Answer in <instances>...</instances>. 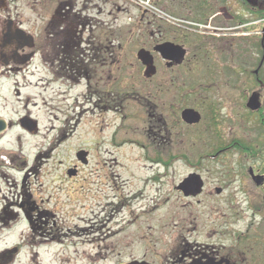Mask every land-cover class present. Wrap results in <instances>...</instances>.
I'll return each instance as SVG.
<instances>
[{
    "label": "rangeland",
    "instance_id": "1",
    "mask_svg": "<svg viewBox=\"0 0 264 264\" xmlns=\"http://www.w3.org/2000/svg\"><path fill=\"white\" fill-rule=\"evenodd\" d=\"M118 10L101 16L96 26L104 40L120 44V64L132 72L131 83L127 79L117 86L118 95L98 97L83 80L77 84L49 75L37 68V61L25 79L9 78L0 86V117L11 124L0 140V155L6 156L0 173L7 181H1L2 198L13 202L27 176L31 201L48 209L53 215L49 222L55 224L48 231L39 223L50 234L39 237L15 210L18 217L0 232V251L15 249L6 264H169L182 240L211 234L215 241L224 231L231 232L235 245L249 225L248 207L256 205L258 192L244 186V170L255 166L260 148L252 146L259 134L254 119L244 120L240 86L229 80L240 76L228 74L223 54L214 53L185 66L180 84L179 75L173 84L144 83L134 56L142 44L137 30L150 12L179 21V5H121ZM20 13L32 16L25 8ZM53 80L57 86H50ZM59 93H67L68 99L51 103ZM185 108L200 112L198 127L180 121ZM24 118L36 124L37 134L20 127ZM19 150L23 158L16 160L12 153ZM81 151L89 154L87 166L76 161ZM10 164L18 169L6 168ZM74 165L78 174L68 178ZM190 174L205 183L197 199L176 191ZM143 187L147 189L139 193ZM217 188L223 190L219 196ZM244 193L252 194L251 199ZM139 194L138 203L131 205Z\"/></svg>",
    "mask_w": 264,
    "mask_h": 264
},
{
    "label": "flooded vegetation",
    "instance_id": "2",
    "mask_svg": "<svg viewBox=\"0 0 264 264\" xmlns=\"http://www.w3.org/2000/svg\"><path fill=\"white\" fill-rule=\"evenodd\" d=\"M144 4L161 7L179 5V21L170 16L167 19L159 18L152 12L146 15L145 25L137 30L142 44L134 55L142 69V72L138 71L142 75V81L164 86L173 84L176 80L174 75H179L180 84L185 66L204 61L205 57L206 60L210 59L211 54L222 53L230 65H227L228 74L233 76V73H238L240 76L229 80L237 83L242 91L243 107L247 113L244 120L248 123L250 118L254 119L255 129L259 134L258 142H253L256 145H252L260 148L259 156L255 159V166L245 168L243 178L244 186H250L258 192L256 205L248 207L252 217L249 225L240 231L237 243L232 245L231 232L224 231L215 241L211 234L206 237L198 236L193 242L182 240L170 255L169 264H264V0H0V24L12 22L26 36L32 38V48L25 46L20 49L16 62L8 61L0 65V86L9 78L20 76L25 79L31 64L37 61V68L47 71L49 75L77 84L79 79L83 80L87 90L91 87L93 94L98 97L103 94L118 95L117 86L127 79L131 83L132 72L130 75L125 71L126 67L120 64V44L115 45V39L104 40L103 33L96 26L104 14L111 17L114 9L119 11L118 6ZM24 8L30 11L31 17H22L20 12ZM167 43L184 50L181 64L165 61L154 51L156 47ZM141 50L149 53L152 58L155 74L151 78L144 77L145 67L137 59ZM233 67L240 70V73ZM160 68H164L163 71ZM126 75L130 77L126 78ZM16 92L18 95V91ZM179 92L182 94V89ZM180 94L179 100H182L183 95ZM198 94L194 92L191 95L201 98ZM252 96L256 98V110L253 111L247 107ZM192 110L200 116V121L195 125H187L181 120V112L179 115L180 121L188 128L198 127L202 121L200 112ZM0 119L7 125L6 131L0 135L1 140L11 124L1 117ZM25 119L30 118L20 120V127L28 135L37 134L38 132L32 134L22 127L21 122ZM224 151L225 149L220 150L215 156ZM81 152L86 156L80 162L76 154V161L87 166L90 161L89 154L87 151ZM3 159L6 161V156L3 158L0 155V162ZM6 168L18 169L11 164ZM78 170V166L74 165V174L69 176L68 171L67 177L77 176ZM251 173L258 178L256 182ZM26 179L27 176L21 184L22 192L15 195L13 202L9 203L5 195L2 198L1 181H7L5 175L0 173V232L15 221L19 214L14 212L18 210L28 228L34 233L38 231L39 237L46 238L50 234L43 227L48 231L52 229L55 224L49 222V219L53 215L48 209L40 210L31 201V196L26 191ZM202 182L204 189L205 183L203 180ZM203 189L196 197H183L197 199L202 195ZM216 190L220 193L217 194ZM216 190L214 193L217 196L223 191L220 188ZM245 195L248 199L252 197L249 193ZM257 217L260 218L259 222L256 221ZM41 230L43 231L40 233ZM14 251L15 249L0 251V264L12 260L11 254Z\"/></svg>",
    "mask_w": 264,
    "mask_h": 264
},
{
    "label": "water",
    "instance_id": "3",
    "mask_svg": "<svg viewBox=\"0 0 264 264\" xmlns=\"http://www.w3.org/2000/svg\"><path fill=\"white\" fill-rule=\"evenodd\" d=\"M32 48V38L26 36L20 29L14 26L12 22L0 24V65L5 64L8 61L16 62L17 52L23 47ZM161 58L165 61H169L172 64L179 65L184 59L185 52L179 46L172 44H163L155 48ZM137 59L145 67L144 77L151 78L155 74V68L153 61L149 53L141 50L137 54ZM256 98L252 96L247 104L249 109L256 110ZM181 120L187 125H195L200 121V116L197 112L192 109H185L181 112ZM23 128L32 134L37 132V127L34 122L27 119L21 122ZM7 129L6 123L0 119V135H2ZM86 156L84 152L77 153V159L82 162ZM74 172L70 171L69 176L73 175ZM252 179L256 182L258 179L251 173ZM203 189V182L199 175L190 174L185 178L177 187L176 190L180 191L184 197H196L201 194ZM219 194L220 191L216 190ZM129 264H148L146 262L133 261Z\"/></svg>",
    "mask_w": 264,
    "mask_h": 264
},
{
    "label": "bare ground",
    "instance_id": "4",
    "mask_svg": "<svg viewBox=\"0 0 264 264\" xmlns=\"http://www.w3.org/2000/svg\"><path fill=\"white\" fill-rule=\"evenodd\" d=\"M58 85V81L56 80H53L52 82H51V85L50 86H52V87H54V86H57ZM36 87V86H35ZM48 88V85L46 86V89ZM43 92H45V90H43ZM66 94L67 93H59V94H57L55 97H56V99L54 100L53 98H51L49 101L52 103V102H63V101H66L67 99H68V97H65L66 96ZM32 105H34V104H32ZM44 105L46 106V103H44ZM79 105H83V104H79ZM35 106V105H34ZM77 108H78V106H77ZM56 111V110H55ZM57 112V111H56ZM31 148H33V145L31 146ZM130 148H128V150H129ZM129 151H131V149L129 150ZM4 152H6L7 153V155L9 154V151H4ZM21 150H19V152L18 153H12V156H13V158L14 159H16V160H19V159H21V158H23V156H22V154H21ZM3 156V155H2ZM21 162H22V164L23 165H25V160H21ZM139 162V160L137 159L136 160V163H138ZM11 168V167H10ZM142 168L144 169V168H146V166H142ZM17 169V168H16ZM141 174V173H140ZM140 174H138V175H140ZM142 174H143V172H142ZM147 189V187H143V188H140V191H139V193L140 192H142L143 190H146ZM141 196V194H139V196H136V197H134V201L131 203V205L133 204V206H135L137 203H138V201H137V198H139ZM140 199H142V197L140 198ZM107 204H111V202L110 201H107ZM59 243V242H58ZM99 259V258H98Z\"/></svg>",
    "mask_w": 264,
    "mask_h": 264
}]
</instances>
